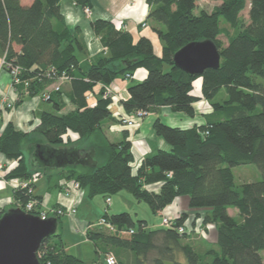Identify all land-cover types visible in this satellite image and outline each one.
<instances>
[{
	"label": "trees",
	"instance_id": "obj_1",
	"mask_svg": "<svg viewBox=\"0 0 264 264\" xmlns=\"http://www.w3.org/2000/svg\"><path fill=\"white\" fill-rule=\"evenodd\" d=\"M198 1L146 0L144 24L157 35L160 56L148 38L142 36L134 42L115 22L98 19L90 27L106 52L91 62H79L77 51L84 48L81 31L67 26L61 0H32L28 5L21 0H0V58L20 68L22 80H30L29 97H41L65 73L70 86L67 98L75 107L63 112L66 104L62 92L51 91L46 103L52 111L38 114L39 123L33 131L24 133L10 123L5 125L0 134V154L18 162L6 178L28 179L35 172L49 181L62 176L78 182L89 199L110 198L125 190L156 215L184 196L189 209L204 210L203 216L195 214L193 224L200 216L202 226L215 225L213 247L198 253L189 242L193 234L178 232L188 220L187 213H179L170 227L146 229L144 220L134 223L126 212L106 211L102 217L125 232L111 234L96 226L87 230L86 238L93 243L96 256L112 248L116 264H125L122 253L129 254L131 264H263L264 0H250L248 23L240 16L245 0H202L218 5L211 12L196 13ZM76 3L83 9L92 7L90 0ZM220 36L226 39L225 45ZM203 40H211L217 47L218 69L189 75L174 65L173 55L178 49ZM140 68L146 71L145 78L128 86L129 97L121 101L127 114L169 107L192 118L194 105L202 98L209 102L211 111L205 114L204 124L188 129L156 119L154 133L169 150L146 156L133 173L130 142L124 138L111 143L101 132L102 124L111 119V101L102 99L99 92L95 105L90 106L86 97L97 84L109 86ZM3 69L8 72L7 67ZM51 70L55 76L50 75ZM197 79L199 93L194 92ZM222 90L225 96L218 98ZM68 132L78 140L64 144ZM37 143L92 150L91 163L61 170L41 169L29 160ZM248 164L258 167L261 179L236 186L231 169ZM154 183L159 184L158 189L149 188ZM31 199L42 201L25 190L13 191V201L22 210ZM228 209L236 210L239 221ZM49 216L56 218L58 227L54 235L41 242L37 252L40 264H84L64 251L59 230L62 216Z\"/></svg>",
	"mask_w": 264,
	"mask_h": 264
},
{
	"label": "crops",
	"instance_id": "obj_2",
	"mask_svg": "<svg viewBox=\"0 0 264 264\" xmlns=\"http://www.w3.org/2000/svg\"><path fill=\"white\" fill-rule=\"evenodd\" d=\"M31 1L32 0H21V3L23 5H28L31 3ZM76 1L77 0H61L60 10L62 15L64 16L67 26L69 28L78 27L81 31V38L84 48L81 51H77V57L79 59V62H91L97 56L106 52L101 44L100 38L93 33L90 27V23L98 19L115 22L117 26L122 27V29L126 30L131 34L134 42H136L142 36L148 38L153 45L154 53L157 56L161 55V44L158 40L157 35L151 30L148 24H146L145 26L141 25V23H145L144 21L148 13V6L146 4V0H90V3L92 4V7L90 8V15H86L83 11V7L78 5ZM130 4L132 6H129ZM120 17H122V23H120ZM139 25H141V27ZM1 60L2 59L0 58V96L6 94L11 98H15L16 103L15 109L13 111L6 112L0 117V134L2 133L7 123L12 124L16 130L22 131L24 133H29L33 131L39 123L38 114L40 110H46V108H44V106L40 103H46V101L40 99L39 96L29 97L27 95H23L18 98L15 94L13 95L10 90V76L1 67ZM145 76L146 71L140 68L133 73L130 79H115L112 84L109 85V87L113 91H115L117 98L111 100V103L109 105L111 111V119L105 121L102 124L104 135L106 136V139L109 142L118 143L124 138L130 142L132 153L131 164L136 166L137 169L146 156L153 155L158 150H169V145L162 138L158 137L154 133L152 126L153 122L156 119H159L161 122H163L161 117H164L168 119V125L173 127H179L182 129H188L192 128L193 126H199L204 124L206 122L205 114H207V112L210 113L211 111L209 105L206 106L207 109L200 110L199 104L203 101H206L202 98L194 105V117L190 119H187V117H185L187 121L183 126H179V124H177L176 120L178 117H175L174 114L176 113L172 112L169 107H159L154 112L148 113V115L138 124V127L136 129H131L122 125L120 122V118L129 115L125 112L121 104L122 100H126L129 97L127 91L128 86L136 82L142 81ZM69 87V82H65L64 84H62L60 89V91L62 92L63 101L66 104L65 109L67 108V105L71 107L68 108L66 112L75 109V107L69 102L67 98V94L69 93ZM102 87L103 85L97 84L90 92V95L88 94L89 96L88 98H86L88 105H95L96 96L99 94V92L102 91ZM51 89L52 86L49 87V90ZM198 89H200V80H198V82H195L194 92L198 91ZM221 95L223 97L225 96L223 90L221 91ZM178 116L180 117L181 115L179 114ZM174 118L176 119L174 120ZM74 138L76 139V137ZM39 178H43V180L39 179L37 184L34 185L33 194L37 197H41L42 202H44V204H46V206L49 208H53L56 206L58 208L61 207L62 209H67L71 201L66 198L64 199L60 196V189L63 184V181L68 179L52 178L49 181L47 176L44 175L39 176ZM8 186V184H4L0 181V209L2 210H5L8 207L15 206L13 201V190L11 191V187L9 186L10 188H8ZM148 186L149 188L158 189L159 184L154 183ZM84 196L85 194L81 196L82 201L80 202V197L77 198V200L79 199L77 203V209L81 206H86L82 209V213L79 216L80 219L76 220L79 224V227L74 228V216L70 217L68 215H65L67 216L65 218L68 223V226H71V230L68 233L70 234L68 235L69 240L64 239L63 234L60 233L64 251L67 254H71L77 257L82 262H84L82 260L83 258H87L85 255L92 252L93 247V243L86 238L87 231L84 233L82 232L86 229L87 225L94 223V221L102 217V215L106 211L109 214L108 210L111 204L110 201L109 206H107V204L105 203L106 198L102 197L103 203L100 201V203H98L97 199H95L96 201L94 206L92 203V206H90L88 202H85L83 200L85 198ZM187 204V197L181 196L177 197L173 201V203L165 209H174V213H187L188 216H191L189 220H193L195 214H200L201 212L204 213V210L189 209ZM84 209L85 212L83 215ZM229 210L230 209H228V213ZM90 212L92 214L96 213L97 215H99L98 218L94 221L91 220V218H89L88 216L90 215ZM157 215L160 216V214ZM159 227H161V223L158 226H148L146 222V229H155ZM82 246L87 247V249L84 251ZM91 261L94 264H104L103 255L100 254L97 257V261L93 259Z\"/></svg>",
	"mask_w": 264,
	"mask_h": 264
},
{
	"label": "water",
	"instance_id": "obj_3",
	"mask_svg": "<svg viewBox=\"0 0 264 264\" xmlns=\"http://www.w3.org/2000/svg\"><path fill=\"white\" fill-rule=\"evenodd\" d=\"M174 65L189 75H201L208 69H218L220 54L211 40L191 42L173 55ZM93 151L76 147L56 148L37 143L30 153L31 165L41 169L61 170L72 165L91 163ZM56 218L44 220L13 206L0 217V264H40L37 252L41 242L55 234Z\"/></svg>",
	"mask_w": 264,
	"mask_h": 264
},
{
	"label": "built area",
	"instance_id": "obj_4",
	"mask_svg": "<svg viewBox=\"0 0 264 264\" xmlns=\"http://www.w3.org/2000/svg\"><path fill=\"white\" fill-rule=\"evenodd\" d=\"M83 11L86 15H90L89 8H84ZM142 26H145V24H143ZM104 49L106 51V48ZM4 66L8 68L7 73L9 74L11 78V84H10L11 93H13V95L15 94L18 98L23 95H27V87H28L30 80L29 79L22 80L20 78L21 69L18 66H14L10 63H6L5 59L3 58L1 60V67L3 68ZM50 73L49 74L51 76L56 75V73L52 72V70ZM131 77L132 76L130 75H126L125 79L131 78ZM59 82H69V77L65 73H62L60 76H58L57 83L52 85L51 90L44 92L42 96L40 97V99H42L43 101H47L49 99L51 91H60V87L58 84ZM20 85H23L22 89H19ZM89 95H87L86 98H88ZM101 97L104 100H110V101L117 98L115 91H113L109 86L102 87ZM15 103H16L15 98H11L10 96L6 94L1 95L0 96V117L6 112L13 111L15 109ZM147 115L148 113L146 112L137 111V112H134L132 114H129L127 116L120 118V122L122 125L126 127H133L136 124L137 120H141L143 117ZM17 165H18L17 160L6 159L3 155L0 154V181L3 182L4 184H8L12 188L13 191L25 190L29 195H32L35 181L41 175L38 172H35L28 179H19V178L7 179L6 174L9 173L11 170H13L15 167H17ZM130 165L134 173L137 167L132 164ZM60 190H61L60 196L64 199L66 198V199H69V201H71L67 209H62L61 207L52 209V208L47 207L46 204H44V202L42 201L38 202L34 199H31L25 204L23 211L29 214H32L33 212H38L36 216H38L42 220L50 217L49 215H56V216L68 215L70 217H73L77 211V203L79 200V199L77 200V198L78 197L81 198V196L83 195L82 193L83 190L81 189L80 184L74 180H64ZM110 201H111L110 198L105 199V203L107 204V206H109ZM14 204L16 207L21 208L19 204L18 205L16 203ZM165 210L166 209H164V211ZM164 211L159 212L160 217L162 219L161 225L163 227H170L172 219L176 218L179 213H176V215L173 216L172 213L170 212L165 213ZM1 213H2V209H0V217H1ZM201 223H202V219H196L194 224H193V220L188 219L184 223V227L178 228V232L184 233L185 231H187L188 233H191V234L192 232L194 234H197V232L202 231L201 227L203 226L201 225ZM96 226L101 227L105 232L111 233V234L118 233V232L119 233L125 232L124 229L119 230L117 226L109 223L103 217H101L96 223L87 225L86 231L91 228H95ZM186 227H188L189 230H187ZM129 233L132 234L133 231L130 230ZM104 264H116L115 256L112 255L111 253H107L104 257Z\"/></svg>",
	"mask_w": 264,
	"mask_h": 264
},
{
	"label": "rangeland",
	"instance_id": "obj_5",
	"mask_svg": "<svg viewBox=\"0 0 264 264\" xmlns=\"http://www.w3.org/2000/svg\"><path fill=\"white\" fill-rule=\"evenodd\" d=\"M246 2V6H245V9L242 11V13L240 14L241 18H242V21L245 22V23H248V8H249V3H250V0H245ZM218 3L217 2H207V1H198L197 2V6H196V10L195 12L198 13L200 12L201 10L203 11H206V12H211L212 9L217 6ZM129 6H132L131 4ZM119 19H121L120 23H122V17H120ZM146 19V18H145ZM144 23H141V25H143ZM141 25H139L141 27ZM221 25L223 26L224 24L221 22ZM226 26V25H225ZM219 39L222 41V43L225 45L226 44V39L223 37V36H220ZM121 79V78H120ZM124 80H127V79H130V78H122ZM11 80V78H10ZM198 80L200 79H197L194 81L195 82H198ZM11 82V81H10ZM131 82V81H130ZM65 82H59V87L61 89V86L62 84H64ZM57 84V85H58ZM200 89H198V92L199 93ZM221 96V94L218 96V98ZM29 100V99H28ZM27 100V101H28ZM41 102V101H40ZM40 104H42L44 106V108H46V110H49V111H52V108H51V105L48 104V103H43L41 102ZM196 104V103H195ZM207 105L210 106L209 102L207 101H203L199 104V108L200 110H204V109H207ZM68 108H71L69 105H67V108L63 111V112H66L68 110ZM42 110H40L41 112ZM39 112V113H40ZM116 113V112H115ZM175 113V112H174ZM208 113V112H207ZM181 115L180 117H184V118H180L178 115ZM176 113L174 114L175 117H178L176 122L177 124H179V126H183L185 124V122L187 121V119H190L191 117H188L186 116L185 114L183 113ZM146 117V116H145ZM143 117L141 120H137L136 124L133 126V127H128V128H134L136 129L138 127V124L145 118ZM185 117H187V119H185ZM162 120H163V123L165 124H169L168 123V119L164 118V117H161ZM176 118H174L175 120ZM169 122H172V121H169ZM176 124V123H175ZM170 126V125H169ZM101 132L103 133L104 135V131H103V128H101ZM105 136V135H104ZM75 136L72 135V133L68 132L65 136H64V139H65V142L64 144H68V143H74L75 141H77L78 139H75L74 138ZM106 138V136H105ZM143 143V142H142ZM27 153V152H26ZM28 154V153H27ZM232 173H233V176H234V182H235V185L236 186H239L243 183H246V182H256V181H259L261 179V175H260V171L258 169V167L255 165V164H248V165H241V166H236V167H233L232 169ZM62 179H64V177L61 176ZM40 178H37L36 181H35V185L37 184V182L39 181ZM40 180H43V178H41ZM8 188H10L8 186ZM11 191H12V188H10ZM83 195H84V191L82 192ZM85 197V196H84ZM95 199H97L98 203L102 202L103 203V198L102 196H95L93 199H89L87 197H85L83 200L85 202H88V204L90 206H94L95 204ZM110 199H111V204H110V207H109V214H118V213H122V212H126L128 213L132 220L134 221V223H137V221L139 220H144L147 222L148 226H158L160 223H161V217L159 215H156V214H152L150 208L148 207L147 204H145L144 202H137L135 201V199L133 198V196L128 193L127 191L125 190H122L120 191L119 193L115 194V195H112L110 196ZM82 201V198H80L79 202ZM100 201V202H99ZM92 203V204H91ZM85 204V203H84ZM89 206V207H90ZM83 207L85 208L86 206H81L77 209V213L74 215V228L76 227H79V224L77 223V219L79 220V216L81 215L82 213V209ZM10 208V207H8ZM6 208V209H8ZM174 209H166L164 212L165 213H168V212H172L173 216L176 215V212L174 213L173 211ZM84 212H85V209L83 210V215H84ZM2 213H3V210H2ZM1 213V215H2ZM90 215L89 218H91V220H96L98 218L99 215H97L96 213H89ZM229 215L235 217V219L237 221H239V216L237 215V212L236 210L234 209H230L229 210ZM200 216H203V213L201 212L200 213ZM197 217V219H202ZM67 216L63 215V217H61V220H60V226H59V230L61 231V233L63 234L64 236V239L66 240H69V236L70 234L69 231L71 230V226H68V223L66 221V218ZM191 216H188V219L190 218ZM101 218V217H100ZM100 218H98L96 221H94V223H96ZM191 224V223H190ZM203 223H201L202 225ZM162 226V225H161ZM200 226V224H199ZM204 227H201V230L202 231H199L197 232V234H194L192 232V235L191 238L189 239V242L196 248V251L198 253H204V251L209 248V247H213L211 244L214 242L215 240V237H216V232H215V225H213L212 223H207L205 225H203ZM196 227V225H195ZM194 227V228H195ZM187 230L188 227H186ZM86 232V229L82 232L84 233ZM80 234V233H79ZM89 247V246H88ZM83 250L85 251L87 249V247L85 246H82ZM107 253H111L112 255L115 256L116 260H117V257L115 255V252L112 248H108L106 250H104L102 252V255H103V259L105 257V255ZM122 253V252H121ZM122 257H121V260L125 263V264H131V257L129 256V254L127 255L126 253H122L121 254ZM260 255L262 256V259H263V264H264V251H261L260 252ZM87 258H83L82 260L84 261L83 263L84 264H94L92 263V259L93 260H96L97 261V257H96V254H95V251H94V245L92 247V252H90L89 254L85 255Z\"/></svg>",
	"mask_w": 264,
	"mask_h": 264
}]
</instances>
